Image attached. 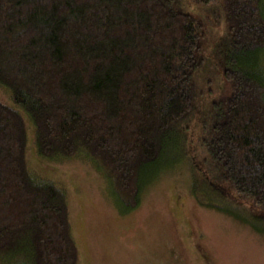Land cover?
I'll return each instance as SVG.
<instances>
[{"label":"trees","instance_id":"16d2710c","mask_svg":"<svg viewBox=\"0 0 264 264\" xmlns=\"http://www.w3.org/2000/svg\"><path fill=\"white\" fill-rule=\"evenodd\" d=\"M194 1L222 8L230 92L210 114L206 190L191 193L259 231L264 0ZM198 37L178 0H0V264H79L66 190L30 169L26 123L41 161L88 160L127 212L192 107Z\"/></svg>","mask_w":264,"mask_h":264},{"label":"rangeland","instance_id":"374dc122","mask_svg":"<svg viewBox=\"0 0 264 264\" xmlns=\"http://www.w3.org/2000/svg\"><path fill=\"white\" fill-rule=\"evenodd\" d=\"M178 2L199 24L201 61L193 74V104L178 127L180 133H169L155 168L144 175L151 184L135 208L120 212L112 187L86 159L41 161L26 123L30 169L66 190L79 264H264V218L255 217L259 231L254 230L241 219L201 205L191 193L202 196L206 190L210 114L230 92L223 75L230 41L219 3ZM0 100L12 105L1 86Z\"/></svg>","mask_w":264,"mask_h":264}]
</instances>
